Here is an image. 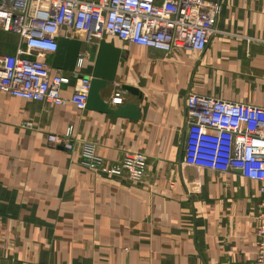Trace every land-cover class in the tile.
<instances>
[{"label": "crops", "instance_id": "crops-1", "mask_svg": "<svg viewBox=\"0 0 264 264\" xmlns=\"http://www.w3.org/2000/svg\"><path fill=\"white\" fill-rule=\"evenodd\" d=\"M206 2L219 3L220 12L202 52H163L106 34L86 42L65 27L57 39L83 43L73 74L52 69L54 53L32 52L70 78L61 89L69 98L77 78L90 77L99 41L112 42L121 57L101 97L113 109L134 104L139 115L0 93V264H254L258 184L189 160L185 101L194 93L264 108V0ZM19 46L17 36L0 33V54ZM118 88L123 101L112 106ZM68 126L71 151L48 143ZM84 143L106 167L127 153L144 154L141 180L82 167Z\"/></svg>", "mask_w": 264, "mask_h": 264}, {"label": "built area", "instance_id": "built-area-1", "mask_svg": "<svg viewBox=\"0 0 264 264\" xmlns=\"http://www.w3.org/2000/svg\"><path fill=\"white\" fill-rule=\"evenodd\" d=\"M219 3L206 0H0V33L15 35L20 46L13 54H0V93L33 102L85 110L90 77L77 78L69 98L61 95L70 78L53 74L33 51L54 53L63 27L85 35L102 34L122 42L170 52H202L216 34ZM81 63L78 59L79 66ZM118 88L110 104L120 105ZM189 160L220 171H239L258 184L260 201L256 219L254 264H264V108L230 103L190 93L185 101ZM73 127L47 141L66 151L73 149ZM80 165L128 181H140L146 169L142 153H127L119 165L104 166L94 145L84 143ZM205 166V165H204Z\"/></svg>", "mask_w": 264, "mask_h": 264}, {"label": "water", "instance_id": "water-1", "mask_svg": "<svg viewBox=\"0 0 264 264\" xmlns=\"http://www.w3.org/2000/svg\"><path fill=\"white\" fill-rule=\"evenodd\" d=\"M82 46L83 43L80 40L58 38L57 49L51 63L52 69L73 74L78 64V56ZM120 57L121 51L115 48L112 42L107 43L103 39L99 41L90 75L85 109L114 117L136 120L139 115L136 105L124 103L113 109L101 97V91L115 80ZM122 90L137 95V90L132 87L122 86Z\"/></svg>", "mask_w": 264, "mask_h": 264}]
</instances>
